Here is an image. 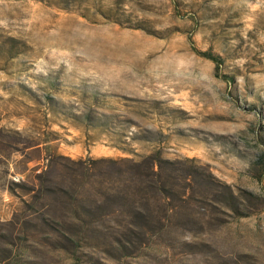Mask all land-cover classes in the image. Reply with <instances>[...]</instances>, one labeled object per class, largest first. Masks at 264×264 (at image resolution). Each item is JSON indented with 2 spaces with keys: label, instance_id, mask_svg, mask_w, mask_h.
Instances as JSON below:
<instances>
[{
  "label": "rangeland",
  "instance_id": "1",
  "mask_svg": "<svg viewBox=\"0 0 264 264\" xmlns=\"http://www.w3.org/2000/svg\"><path fill=\"white\" fill-rule=\"evenodd\" d=\"M0 264H264V0H0Z\"/></svg>",
  "mask_w": 264,
  "mask_h": 264
},
{
  "label": "trees",
  "instance_id": "2",
  "mask_svg": "<svg viewBox=\"0 0 264 264\" xmlns=\"http://www.w3.org/2000/svg\"><path fill=\"white\" fill-rule=\"evenodd\" d=\"M143 30H146L147 31V28H143V26H141ZM9 43H12L10 45L11 48H14V44L15 41L13 39H9ZM9 54H11V50H9ZM199 55L203 56L204 58L210 60L212 63H214L215 67L218 68L219 65H222L223 64V59L221 58V56L219 55H214L212 54L211 52H198ZM48 101L49 102H52L53 104V112L55 113L57 110H55V108H60L59 104L57 103H54L53 100H51L50 98H48ZM94 101L97 102V100H95L94 98ZM156 109L159 111V103H154ZM161 111V110H160ZM57 113V112H56ZM67 117H71V116H67ZM78 118L79 122H81L84 127L89 130V129H94V130H99V131H103L106 135H108L113 141L115 142H120V143H125V142H122L121 140V137H122V134H115L114 132H112L111 130H109V127L112 123L111 121V117L109 116H104L100 119L98 118H93L89 113H86V114H83L81 117H76ZM142 138L145 140V141H150V142H153L155 141V139L151 136H142ZM118 144H116L115 147H118L121 151L125 152V153H128V154H132L133 152L126 149V148H121L119 146H117ZM140 160L144 161V162H149L151 161V168H152V171H151V174L152 175H155L157 176V172L154 171V167L156 166L155 163H159V161H161L160 159H153L152 157H143L141 158ZM120 161H125V162H129V160L127 159H121ZM135 164V166H137L139 164V162L137 163H133V165ZM162 182H161V190H166L165 186H162ZM163 197H165V195L163 194Z\"/></svg>",
  "mask_w": 264,
  "mask_h": 264
}]
</instances>
